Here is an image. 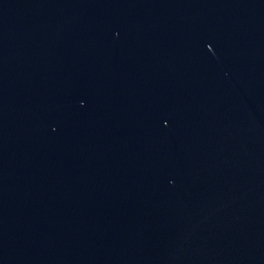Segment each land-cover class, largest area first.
<instances>
[{
    "label": "water",
    "instance_id": "water-1",
    "mask_svg": "<svg viewBox=\"0 0 264 264\" xmlns=\"http://www.w3.org/2000/svg\"><path fill=\"white\" fill-rule=\"evenodd\" d=\"M0 264H264V0H0Z\"/></svg>",
    "mask_w": 264,
    "mask_h": 264
}]
</instances>
